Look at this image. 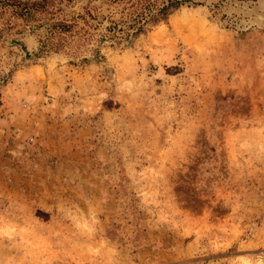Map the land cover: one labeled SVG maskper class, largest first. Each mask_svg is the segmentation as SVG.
Returning a JSON list of instances; mask_svg holds the SVG:
<instances>
[{
	"label": "rangeland",
	"instance_id": "rangeland-1",
	"mask_svg": "<svg viewBox=\"0 0 264 264\" xmlns=\"http://www.w3.org/2000/svg\"><path fill=\"white\" fill-rule=\"evenodd\" d=\"M0 264H264V0H0Z\"/></svg>",
	"mask_w": 264,
	"mask_h": 264
},
{
	"label": "trees",
	"instance_id": "trees-1",
	"mask_svg": "<svg viewBox=\"0 0 264 264\" xmlns=\"http://www.w3.org/2000/svg\"><path fill=\"white\" fill-rule=\"evenodd\" d=\"M167 7H168V5L167 6H164V7H162L159 11H165L166 9H167Z\"/></svg>",
	"mask_w": 264,
	"mask_h": 264
}]
</instances>
